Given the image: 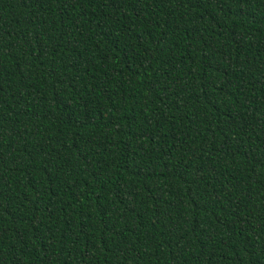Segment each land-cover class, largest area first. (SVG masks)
<instances>
[{"label":"trees","instance_id":"1","mask_svg":"<svg viewBox=\"0 0 264 264\" xmlns=\"http://www.w3.org/2000/svg\"><path fill=\"white\" fill-rule=\"evenodd\" d=\"M0 264H264V0H0Z\"/></svg>","mask_w":264,"mask_h":264}]
</instances>
